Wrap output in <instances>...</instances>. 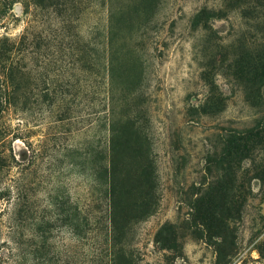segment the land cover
I'll list each match as a JSON object with an SVG mask.
<instances>
[{
    "label": "rangeland",
    "instance_id": "obj_1",
    "mask_svg": "<svg viewBox=\"0 0 264 264\" xmlns=\"http://www.w3.org/2000/svg\"><path fill=\"white\" fill-rule=\"evenodd\" d=\"M262 66L264 0H0V264H264Z\"/></svg>",
    "mask_w": 264,
    "mask_h": 264
},
{
    "label": "trees",
    "instance_id": "obj_2",
    "mask_svg": "<svg viewBox=\"0 0 264 264\" xmlns=\"http://www.w3.org/2000/svg\"><path fill=\"white\" fill-rule=\"evenodd\" d=\"M260 68L262 69V71H260V73L258 74L264 75V72H263L264 67L262 66ZM130 123H131L130 121H123V120H117L116 122L115 121L113 122L112 133L114 135V139H113L114 147H117L118 145L125 147L128 143H131L132 141L139 143V146L141 147H146V150L148 153L146 156L147 164H145V166L142 168L141 173L139 175V183L141 182L139 187H141V184H146L148 186V191L145 193V196H146V199L149 200V203H151V200L149 198L152 197V191L155 189L154 187L155 172L151 164L152 161L150 162L149 160V156H150V152H148V145H149L148 141L149 140L146 137H142L139 134L137 127L135 128V125L133 123L131 124ZM119 133H120V136H117ZM139 135L141 136V138L139 137ZM235 146H239V144L230 145L228 150H224L222 154L223 157L217 161L219 165L226 161H230V162L232 161V155L240 151V149L233 151ZM112 172H113L112 175L116 177L118 173L117 167L113 166ZM110 195H111V198L112 197L115 198L116 196V189L114 185L112 186ZM147 204H148L147 202L140 203V207L142 209L141 211H146ZM148 207H149V204H148ZM206 219L209 220V218H206Z\"/></svg>",
    "mask_w": 264,
    "mask_h": 264
}]
</instances>
